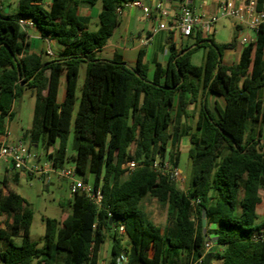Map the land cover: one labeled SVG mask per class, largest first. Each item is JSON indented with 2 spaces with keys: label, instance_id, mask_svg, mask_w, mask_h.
<instances>
[{
  "label": "trees",
  "instance_id": "trees-1",
  "mask_svg": "<svg viewBox=\"0 0 264 264\" xmlns=\"http://www.w3.org/2000/svg\"><path fill=\"white\" fill-rule=\"evenodd\" d=\"M132 1L102 0L97 31L89 30L79 8L93 7L98 0H52L48 8L46 0H19L16 15H0V136L14 116L15 100L31 90L35 117L22 141L29 139L32 147L43 149L46 160L63 168L73 132L70 165L85 182L92 174V186L103 194L101 209L77 194L64 220L43 218L40 246L31 238L33 214L25 200L12 190L6 196L0 193V216L8 218L0 228V264H100L109 238V264H116L124 250L140 264H194L199 259L201 264H264V241L252 240L264 230V218L260 221L258 214L264 190V27L243 49L237 65L226 66L222 60L236 39L230 44L198 40L180 52L170 44L168 65L156 66L150 78L141 56L133 68L120 58L103 61L95 56L118 26L116 8ZM263 9L264 0H257V10ZM21 18L32 19L43 38L66 46L65 56L44 61L42 56L24 55L27 34L18 24ZM206 46L204 65H193L194 51ZM63 76L66 93L59 103ZM198 82H203V95L221 96L225 106L214 117L202 103L198 133H190L191 128L182 129V121L197 102ZM183 137L191 144L186 192L153 169L155 162L179 167ZM132 162L135 169L128 173ZM20 175H13L14 184ZM8 184L6 180L7 189ZM148 198L156 199L171 220L163 233L146 213ZM194 200L199 201L195 207ZM119 223L125 226L127 245L117 233ZM210 235L216 247L207 253Z\"/></svg>",
  "mask_w": 264,
  "mask_h": 264
},
{
  "label": "crops",
  "instance_id": "crops-1",
  "mask_svg": "<svg viewBox=\"0 0 264 264\" xmlns=\"http://www.w3.org/2000/svg\"><path fill=\"white\" fill-rule=\"evenodd\" d=\"M3 6L1 8L0 15L3 17L16 15L18 12V2L19 0H2ZM143 6L152 10L153 18L147 20L144 16L143 10L139 7L132 8L126 11L121 18L118 19V26L115 28L112 36L108 39L106 45L98 51L95 56L98 60L111 61L115 58H120L124 64L133 68L137 65L138 59L142 57V63L148 67V76L152 78L155 73L156 66L160 65L166 67L168 65L171 51L170 44H174L176 51L180 52L182 49L186 48L188 45L195 47V44L198 40H213L217 44H230L236 39V46L234 49L226 50L223 54L222 60L223 65L233 66L239 63L241 54L245 46L242 45L244 38H247L250 43L255 42L257 35L252 36L249 32H245L244 29L251 31L247 25L241 23L240 21L233 18H220L214 29L215 33L206 34L200 28H196L193 34L186 38L176 30V24L180 15V2L178 0H139ZM223 2L230 3L233 7L237 8L245 3L246 0H222ZM52 0H46L44 3L45 7H50ZM219 4L214 0H193V8L198 15L202 16H212L219 12ZM102 12V0H98L95 6H81L79 8V15L85 17L89 20V30L97 31L99 29V16ZM165 23L167 25L166 30L157 31L159 24ZM221 24V30L219 31V25ZM223 30L226 33H234L233 38L230 42L219 43L216 40L217 35L221 34ZM26 49L24 55H38L42 56L44 61H53L61 59L65 56L67 47L59 44L57 41L50 38H43L41 32L35 27L30 28L26 32ZM145 37H150L151 41L146 46L141 45V40ZM208 54V46L201 47L194 51L191 56V63L197 67L203 66L206 57ZM221 58V57H220ZM82 68V67H81ZM81 72V69H80ZM45 76L49 78L50 71L45 73ZM79 82V81H78ZM200 84V89L198 92V98L195 105H190L188 107V117H185L182 121V129L189 127L191 128L190 133H198L197 122L199 119V112L202 106V103H206V106L210 110L211 114L214 117L218 115V109H223L225 106L224 98L218 95H215L210 92H206L205 95L203 92V82H198ZM31 90H25L23 96L26 92ZM66 93V83L65 77L61 79V84L58 92V102L61 103L65 98ZM47 92H44L46 95ZM32 95V94H31ZM22 96V97H23ZM261 99L264 101V91L261 96ZM14 109V107H13ZM14 113V110H13ZM6 122V132L5 135L0 136V143L6 141L7 143L11 142L12 138H16V143L22 141V137L14 136L10 132V124ZM30 129H27L28 131ZM23 132V136L25 132ZM189 140V139H188ZM181 143V142H180ZM181 145V144H180ZM189 149L191 144L189 141ZM37 149V146L35 147ZM181 154V147H180ZM37 157L43 156V149L40 147L39 151L36 153ZM46 160V159H45ZM3 163L2 172H0V193L2 196L8 194V190H12L10 186L8 189L4 186V182L7 180L10 184V169L9 166ZM1 166V163H0ZM190 168V160H189ZM28 179L24 173H22L18 182L15 185H18L21 179ZM188 179H185L184 184H175L176 188L182 192H186L188 189ZM11 185V184H10ZM13 191V190H12ZM18 194V193H17ZM154 200V198H153ZM264 204V199L262 197V203L258 206V214L260 218H264V207L263 213L260 214V208ZM162 207V206H161ZM165 210L163 208V215ZM8 220L7 217L0 216V228H5V222ZM19 243L20 245V239ZM103 249V247H102ZM100 252V264L101 254Z\"/></svg>",
  "mask_w": 264,
  "mask_h": 264
},
{
  "label": "built area",
  "instance_id": "built-area-1",
  "mask_svg": "<svg viewBox=\"0 0 264 264\" xmlns=\"http://www.w3.org/2000/svg\"><path fill=\"white\" fill-rule=\"evenodd\" d=\"M219 4V12L212 16L206 17L196 14L193 8V0H183L180 2V15L176 24V30L186 38L190 37L196 28H200L206 34L215 33V25L220 18H233L248 26L257 36L260 30L264 27V9L257 10V0H246L245 3L237 8L233 7L230 3L223 2L222 0H214ZM3 6V1L0 0V12ZM135 7L143 10L144 16L147 20L153 18L152 10L143 6L139 1L125 2L116 8V15L121 18L122 15ZM19 26L25 32L30 28H35V23L30 18H21L18 21ZM165 23L159 24L157 31L166 30ZM151 41L150 37H145L141 40V45L146 47ZM249 40L244 38L242 41L243 46L249 44ZM5 162L10 171L24 173L27 177L38 178L45 183H51L54 179L59 181H67L69 183V191L71 197L82 194L93 201L98 209L102 208L103 194L101 189L95 190L94 187L79 178L74 165L57 168L52 160L40 161L36 155L30 154L26 144L19 141L15 144H9L6 141L0 143V163ZM135 169V164H129L128 173ZM153 169L157 172L166 173L174 184H184L185 179L181 177L178 168H172L166 162L160 164L155 162ZM198 200L192 202L193 207L197 206ZM112 217L111 214H109ZM117 233L122 239L123 244L127 245L129 239L126 233L124 224L119 223ZM252 240L254 242L264 241V230L254 233ZM216 247L214 236L210 235L207 238L205 248L206 252H211ZM128 253L126 250L122 251L116 260V264H128ZM202 259H199L194 264H201Z\"/></svg>",
  "mask_w": 264,
  "mask_h": 264
},
{
  "label": "rangeland",
  "instance_id": "rangeland-1",
  "mask_svg": "<svg viewBox=\"0 0 264 264\" xmlns=\"http://www.w3.org/2000/svg\"><path fill=\"white\" fill-rule=\"evenodd\" d=\"M221 24L219 25V31L221 30ZM245 32H249L252 36H255L254 32H250L247 29H244ZM234 33H226L225 30L219 35H217L216 40L219 43L230 42L233 38ZM86 65H82L78 89H77V106L79 105L81 97V89L84 84L85 79ZM76 106V107H77ZM14 116L8 122L10 125V132L14 136H19L23 138V132L27 129H31L33 126V121L35 117V107L36 99L31 95L29 91L23 97H20L14 102ZM16 138H12L9 144H15ZM26 147L30 154L33 156L36 155L39 149H36L31 146L29 139L24 141ZM74 137L73 132L70 134V137L67 142V154L69 162L66 163V166L71 164V158L75 155L73 150ZM181 154H180V163H179V172L181 177L184 179L190 178V168H189V158H188V149H189V140L188 137H183L180 143ZM37 156V155H36ZM38 158L40 161H44L45 156ZM3 163L1 162L0 172H2ZM16 172L11 171L10 173V184L8 186L11 189L18 193L24 200L27 206V209L33 214V221L31 226V238L33 241L39 243L40 246L43 245V240L45 236V225L42 221L43 218L56 219L58 221L64 220L71 212L69 202L71 200V195L69 191V183L67 181H59L54 179L51 183H45L38 178H28L21 179L18 185H15L12 177ZM80 179H83L79 176ZM88 183L91 185L94 182V176L92 174L87 175ZM261 195L264 199V190L261 191ZM264 204L260 208V214L263 213ZM144 208L149 219L158 227L162 228V233L164 232L165 227L170 226V218L167 219L166 212L163 215V207L160 203L153 198H148L144 202ZM263 218H260V221ZM168 220V221H167ZM19 243V240H16ZM111 248L112 241L107 239L106 243L103 245L101 262L104 264H109L111 258ZM151 251V255L153 254ZM128 260L132 261V264H140L134 260V257L131 256V252L128 254Z\"/></svg>",
  "mask_w": 264,
  "mask_h": 264
},
{
  "label": "water",
  "instance_id": "water-1",
  "mask_svg": "<svg viewBox=\"0 0 264 264\" xmlns=\"http://www.w3.org/2000/svg\"><path fill=\"white\" fill-rule=\"evenodd\" d=\"M219 59H220V57H219ZM169 156H170V150H168V152H167L166 161H168Z\"/></svg>",
  "mask_w": 264,
  "mask_h": 264
}]
</instances>
